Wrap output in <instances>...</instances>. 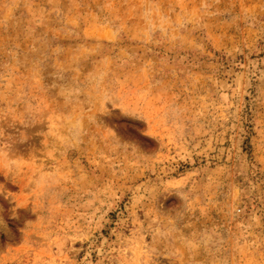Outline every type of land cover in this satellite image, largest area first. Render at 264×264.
Masks as SVG:
<instances>
[{"label": "rangeland", "instance_id": "obj_1", "mask_svg": "<svg viewBox=\"0 0 264 264\" xmlns=\"http://www.w3.org/2000/svg\"><path fill=\"white\" fill-rule=\"evenodd\" d=\"M0 264H264V0H0Z\"/></svg>", "mask_w": 264, "mask_h": 264}]
</instances>
